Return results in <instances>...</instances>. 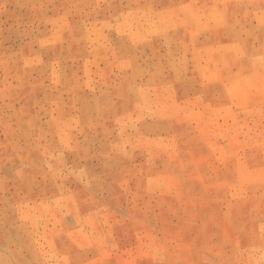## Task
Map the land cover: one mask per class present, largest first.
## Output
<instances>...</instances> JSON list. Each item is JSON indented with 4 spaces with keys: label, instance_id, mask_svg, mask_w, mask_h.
<instances>
[{
    "label": "rangeland",
    "instance_id": "374dc122",
    "mask_svg": "<svg viewBox=\"0 0 264 264\" xmlns=\"http://www.w3.org/2000/svg\"><path fill=\"white\" fill-rule=\"evenodd\" d=\"M0 264H264V0H0Z\"/></svg>",
    "mask_w": 264,
    "mask_h": 264
}]
</instances>
